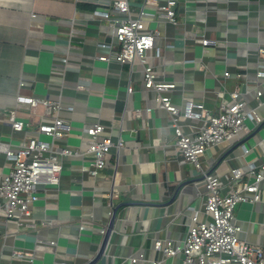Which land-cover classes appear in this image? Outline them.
Here are the masks:
<instances>
[{"label":"crops","instance_id":"1","mask_svg":"<svg viewBox=\"0 0 264 264\" xmlns=\"http://www.w3.org/2000/svg\"><path fill=\"white\" fill-rule=\"evenodd\" d=\"M130 1L136 15L145 8L146 28L158 30L147 60L165 82L175 84L169 92L175 104L194 99L215 110L230 99L225 87L240 86L249 107L258 105L256 92L264 91V78L254 85L257 71L264 70L259 52L264 0H178L177 24L148 3L144 7L145 0ZM112 3L0 0V143L17 150L42 121L55 117L71 124L55 149L88 146L91 137L84 129L95 122L105 126L100 137L116 142L96 175L89 174L90 155H60L59 184L40 187L29 216L9 218L0 197V264H151L161 257L157 239L182 241L195 214L206 218L202 177L177 154L168 112L157 107L155 92L145 89L140 60L99 58L119 49L113 23L100 14L117 16ZM204 36L213 42L204 46ZM226 71L230 76L221 81ZM19 94L48 99L50 105L46 110L42 103H19ZM261 101L257 109L264 118V92ZM148 106L151 114L143 112ZM13 113L25 121L24 131L13 130ZM190 124L182 119L185 131ZM247 142L248 152L224 142L202 157L222 173L264 163V121ZM13 165L0 150V180ZM261 194L260 201L239 203L236 217L241 237L264 249V183ZM141 252L146 259L131 262ZM180 261L168 258L163 264Z\"/></svg>","mask_w":264,"mask_h":264},{"label":"built area","instance_id":"2","mask_svg":"<svg viewBox=\"0 0 264 264\" xmlns=\"http://www.w3.org/2000/svg\"><path fill=\"white\" fill-rule=\"evenodd\" d=\"M160 11L172 24H177L176 9L178 0H167L158 4L152 0H145L147 4ZM112 8L118 14L111 17L109 13H100L109 17L114 25L115 37L119 49L107 55H100L102 60H115L121 63L133 62L138 58L143 66L145 89L155 92L157 107L165 109L169 115V124L174 128L175 149L182 157L183 163H191L199 171L206 187L203 196V211L206 218L195 214L189 227L187 236L182 241L169 238L157 239L155 250L161 257L152 259L151 264H163L168 258L181 257L178 264H264V249L253 245L240 235L242 227L236 217L237 205L241 202H256L262 199L261 184L264 183V163L248 164L247 169L240 167L230 168L222 173L213 169L204 157L207 149L224 142L240 145L245 152L250 147L248 140L260 127L264 118L258 113L257 106L262 101L263 89H258L257 106L249 107L243 98L240 86L229 91L230 99L223 101L215 109L207 108L202 101L188 99L183 105L173 102L169 92L175 87L174 83L165 82L147 60V51L154 46L158 30L148 29L145 26L143 15L145 8L139 14H134L130 0H113ZM99 13V11H97ZM213 41L208 37L202 38L204 46ZM102 46H107L103 44ZM264 54V47L259 48ZM159 54V52H157ZM230 76L226 71L221 81ZM264 78V70L257 71L258 79ZM224 86V85H223ZM133 90L128 87V92ZM19 103L36 107L43 104L47 110L50 101L34 96L19 94ZM153 107H146L144 113L151 114ZM136 113H142L137 110ZM12 128L16 132L24 131L25 121L12 115ZM182 119L191 122V130L185 131ZM71 130L69 121L55 117L52 120L42 121L34 136L17 150H12L4 143H0V150L5 151L8 158L14 160L9 173L0 180V197L3 199V208L9 218H21L31 214L30 206L40 198L41 186L48 189L58 185L64 169L60 155L91 156L90 175H96L109 162L111 148L116 142L108 135L100 137L105 130L101 122L87 126L84 131L91 140L88 146L72 148L65 144L55 149V143L64 139ZM41 135L48 136L49 141L41 139ZM120 146L122 140L117 142ZM203 156V157H202ZM264 198V197H263ZM51 243H55L51 241ZM131 262L145 260V254L132 256Z\"/></svg>","mask_w":264,"mask_h":264},{"label":"water","instance_id":"3","mask_svg":"<svg viewBox=\"0 0 264 264\" xmlns=\"http://www.w3.org/2000/svg\"><path fill=\"white\" fill-rule=\"evenodd\" d=\"M119 207H120V206H119ZM119 207L116 208V210L114 211L113 217H112V219H111L110 227H113V225H114V222H115V219H116V215H117V211H118ZM110 230H111V229L109 228V232H110Z\"/></svg>","mask_w":264,"mask_h":264},{"label":"rangeland","instance_id":"4","mask_svg":"<svg viewBox=\"0 0 264 264\" xmlns=\"http://www.w3.org/2000/svg\"><path fill=\"white\" fill-rule=\"evenodd\" d=\"M43 137H46V139H44ZM42 139L43 140H46V141H49L50 140V138L48 136H45V135H42Z\"/></svg>","mask_w":264,"mask_h":264}]
</instances>
